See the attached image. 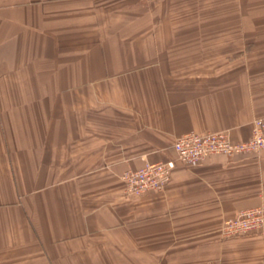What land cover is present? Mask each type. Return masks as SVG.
<instances>
[{
  "label": "crops",
  "instance_id": "1",
  "mask_svg": "<svg viewBox=\"0 0 264 264\" xmlns=\"http://www.w3.org/2000/svg\"><path fill=\"white\" fill-rule=\"evenodd\" d=\"M264 118V0H0V264H264V150L121 175Z\"/></svg>",
  "mask_w": 264,
  "mask_h": 264
},
{
  "label": "built area",
  "instance_id": "2",
  "mask_svg": "<svg viewBox=\"0 0 264 264\" xmlns=\"http://www.w3.org/2000/svg\"><path fill=\"white\" fill-rule=\"evenodd\" d=\"M172 147L174 158L146 162L139 169L127 170L121 175L126 196L138 197L147 192L163 191L177 165L194 167L212 156L233 157L263 151L264 118L252 121L250 137L244 141H231L226 131L190 132L178 137ZM219 232L224 239L264 234V205L238 211L222 223Z\"/></svg>",
  "mask_w": 264,
  "mask_h": 264
}]
</instances>
